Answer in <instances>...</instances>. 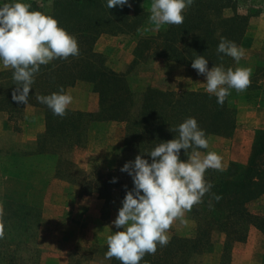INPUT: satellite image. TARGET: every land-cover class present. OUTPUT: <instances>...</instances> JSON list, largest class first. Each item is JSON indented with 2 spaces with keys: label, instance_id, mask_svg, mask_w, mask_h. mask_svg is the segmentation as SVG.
Returning <instances> with one entry per match:
<instances>
[{
  "label": "trees",
  "instance_id": "1",
  "mask_svg": "<svg viewBox=\"0 0 264 264\" xmlns=\"http://www.w3.org/2000/svg\"><path fill=\"white\" fill-rule=\"evenodd\" d=\"M30 2L33 8H39L37 0ZM224 3L225 0H194L185 11L182 24L158 29L162 41L154 53L189 66L195 56L203 54L208 58L209 67L214 64H223L225 68L231 66L234 58L217 52L219 39L224 36L240 45L250 15L240 12L236 5L232 6L231 14H224ZM52 13L60 24L76 35L80 52L79 55L56 58L41 65L35 76L27 104L42 106L47 119L46 129L39 136L37 152L60 153L61 145L72 148L81 142L87 127L94 121L125 123L119 149L120 154H125L124 162L134 159L137 153L150 149L161 140L174 138L176 132L171 126L175 127L188 116L197 118L209 139L212 135L234 134L237 110L228 98L221 105L217 103L216 96L205 89L179 93L154 86H147L137 97L129 87L126 74L111 68L106 54L95 48L102 33L130 34L136 43L133 62L146 59L144 53L153 47L151 42L155 39L153 33L143 32V27L149 24L146 13L132 14L128 4L109 9L106 0H53ZM12 72L10 66L0 69V111H6L15 118L22 114L27 104L12 99V91L16 87ZM80 80L90 82L98 91L97 110L68 108L67 114L61 117L36 99L37 93L48 94L60 90L61 86L67 91ZM143 154L151 160L149 153ZM180 154L181 159L187 158L183 148ZM263 155L264 127L256 130L245 162L231 160L223 171L206 170L205 177L212 181V189L205 193L202 202L188 210V215L196 222L195 233L171 236L169 242L158 246L154 254H146L141 264L145 260L148 264H191L196 254L214 250L215 233L224 234L221 264H229L233 242L246 240L252 224L264 232V213L255 214L249 209L252 200L264 195ZM73 165L72 162L63 167L59 164L56 175L78 183L80 194L98 192L108 202L113 199L115 189L119 188L126 194L134 186L127 171L125 174L102 170L92 173L79 168L72 172ZM113 177L118 179L113 180ZM215 193L222 194L221 199L216 200ZM209 201L213 206H209ZM3 216L4 226L9 227L10 232L27 234L31 220H38L41 210L25 202L7 200ZM109 264L122 262L113 256Z\"/></svg>",
  "mask_w": 264,
  "mask_h": 264
},
{
  "label": "clouds",
  "instance_id": "2",
  "mask_svg": "<svg viewBox=\"0 0 264 264\" xmlns=\"http://www.w3.org/2000/svg\"><path fill=\"white\" fill-rule=\"evenodd\" d=\"M129 2L106 0V6L123 7ZM193 3L194 0H152L149 19L157 28L182 24L185 11ZM79 52L78 38L53 13L33 8L30 0H0V62L13 69L16 85L13 100L28 103L41 65ZM217 52L237 62L245 56L242 45L224 36L219 39ZM191 66L205 74V91L215 95L221 105L231 89L242 91L251 83L250 66L237 63L236 67L225 68L223 64L209 67L203 54L195 56ZM36 99L62 117L67 114L73 96L61 86L48 94L37 93ZM171 129L176 132L174 138L159 141L121 166V171L132 176L134 186L127 190L117 216L111 221L117 230L106 237L105 256H115L122 264H141L146 254H154L158 246L166 245L170 239L167 230L174 220L181 218L183 222L185 212L202 202L205 193L212 189V181L205 177L206 170H224L221 154L215 150L201 151L208 148L210 140L195 116L186 117ZM182 148L186 159L180 158ZM214 195L216 200L222 197L219 193ZM209 206H213L211 201ZM3 235L0 230V237ZM143 264L148 262L145 260Z\"/></svg>",
  "mask_w": 264,
  "mask_h": 264
},
{
  "label": "rangeland",
  "instance_id": "3",
  "mask_svg": "<svg viewBox=\"0 0 264 264\" xmlns=\"http://www.w3.org/2000/svg\"><path fill=\"white\" fill-rule=\"evenodd\" d=\"M37 2L39 8L52 13L53 0H37ZM151 2L152 0H130V2L127 3L130 6L132 14L146 13L148 15L149 24L147 23L148 26L143 27V32L146 34L153 33V35H155V39L151 42L153 47L144 53L147 57L146 59L133 62L135 59L136 43L130 34L102 33L98 38V46H95V48L106 54L107 63L111 68L126 74L129 87L134 90L137 97H140L147 86L174 89L179 93L189 89H205V74L199 73L192 66L174 60H167L154 53L153 50H155L162 41L157 31L159 28H164L167 25L157 28L149 19ZM233 5L238 6L240 12L248 13L250 17L247 30L240 44L245 49V56L242 57L239 62L234 59L231 67H236L237 63L250 66L252 69L251 83L242 91H237L234 88L231 89L227 96L229 103L237 110V128L234 134L212 135L209 139L210 143L208 148L201 150L202 152H207L208 150L217 151L223 157L224 166L231 160L245 162L243 158L248 152L250 154L256 130L264 127V0H225L223 13L227 15L231 14ZM5 67L8 66H4L2 62H0V69ZM76 85L77 86H75L71 93L73 96L72 103L79 105V103L85 99L87 95L86 92H89V95H92L90 98L93 103L92 105L97 106L94 110H97L99 108V94L98 91L94 90L93 85L91 84L89 87L87 83L81 82ZM30 105V103L27 104L26 106L28 109L26 107L24 112H22L21 115H17L15 118L6 111H0V162L3 165L12 166L13 163L10 159L11 156L9 157V153L16 150L14 149L15 147L21 150L22 148L20 149V146L26 142V138L35 133L33 132L35 128L31 129V126L34 121L38 122L39 119H37V114L29 110L31 108ZM104 122L94 125H92L93 122L90 123L85 134H83L81 142L72 148L61 145L60 153L55 152V166L58 167L59 164H62L63 167L72 162L74 164L73 168H71L72 172H76L77 169L83 168L92 173L97 170H102L103 172L115 171L114 173L125 174V171H121V166L125 163V154H120L119 150L124 136L125 123L122 121ZM36 149L37 147L34 151ZM56 177L59 176L56 175ZM74 184L79 186L76 182H74ZM63 194H65V192H60L59 196L61 197ZM78 194L84 195V197L82 196L83 198L77 199L76 202L71 204L67 209L71 210V212H76V216L79 217L87 211V206L90 205L91 200L92 206H94L96 200L99 198L103 202L100 209V221L102 225L96 231H92V233H89L91 232L90 228H82V237L78 239L79 241L76 245L73 244L71 255L74 260H78L83 256L90 257L92 254H95L92 260L99 259V261L109 264L110 258L105 256L107 250L106 237L111 232L117 230V227L113 225L111 221L117 216L125 194H123L119 188L115 189L113 199L108 202L102 198L98 192L80 194L79 189ZM249 209L255 214H263L264 195L252 200L249 203ZM92 213L94 214L93 210ZM75 222L79 223L80 220H75ZM4 224L5 223L0 222V230H3L5 234L10 231L8 230L9 227L4 226ZM251 228L257 227L252 224L250 229ZM195 229L196 222L188 215V211H186L183 222L181 218H177L167 232L169 237L173 235L189 236L195 233ZM88 234H91V236ZM4 236L5 235L0 237V247H4V243L7 242ZM214 239L215 247H221V249H223L224 234L215 233ZM244 241L245 240L234 241L231 248L233 249L234 247L241 246ZM255 242L259 243V239H256ZM217 243L220 245H217ZM16 245L21 247L24 246L23 243L20 245L17 243ZM25 245L28 247V252L31 253V249L34 246L33 242L31 243L28 239ZM79 246L80 250L77 249ZM1 250H3V248H1ZM75 251L76 254H74ZM209 252L211 251L196 254L191 264H197L201 260V257ZM1 255L2 254H0V257ZM26 256L30 258L27 261L28 264L34 262L33 255L31 256L29 254ZM4 257L3 255V258ZM222 259L223 256H221V261Z\"/></svg>",
  "mask_w": 264,
  "mask_h": 264
},
{
  "label": "crops",
  "instance_id": "4",
  "mask_svg": "<svg viewBox=\"0 0 264 264\" xmlns=\"http://www.w3.org/2000/svg\"><path fill=\"white\" fill-rule=\"evenodd\" d=\"M95 46H98V40ZM79 82L87 83L89 87L91 85L90 82L82 80L76 84ZM76 84L69 87L67 91L72 93ZM86 94L85 99L79 105L71 103L69 108L94 110L97 106L92 105V100H90L92 95L90 96L89 92ZM30 106L29 110L37 114V119H39L38 122L34 121L31 126V129L35 128L33 129L35 133L26 138V142L20 146L21 150L15 147L16 150L13 152L9 151L12 166L3 165L0 162V222H3L2 217L7 200L21 201L36 206L41 210V216L38 220H31L27 234L17 231L4 234V239L7 242L4 243V247H0V254H2L0 264H28L27 261L30 258L26 255L29 254L34 256V262L31 264H108L99 261V259L92 260L95 254L90 257L83 256L78 260H74L71 255L73 244L76 245L78 239L82 237V228H90L91 232L89 233H92L101 227L100 209L103 202L98 198L92 206L91 200L87 211L79 217L76 216V212L67 209L84 195L78 194L79 186L73 181L56 177L55 152L34 151L38 147L39 135L45 130L47 119L42 106L34 104ZM102 122L104 121H95L92 125L102 124ZM248 157L249 152L245 154L243 161H246ZM60 192H65V194L60 197ZM78 219L80 222H75ZM88 235L91 236V234ZM28 239L34 244L31 253L28 252V247L25 245ZM256 239H259V243L255 242ZM17 243L19 245L23 243V248L16 245ZM217 245L220 244L217 243ZM77 249L80 250V246ZM222 254L223 249L215 247L213 251L201 257L197 264H221ZM229 264H264V232L258 228H251L247 240L241 246L231 250Z\"/></svg>",
  "mask_w": 264,
  "mask_h": 264
}]
</instances>
